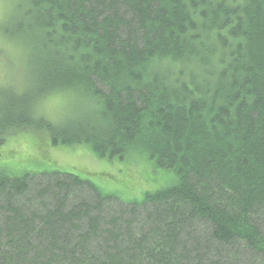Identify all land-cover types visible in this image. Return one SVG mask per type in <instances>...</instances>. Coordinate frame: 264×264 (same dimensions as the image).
Wrapping results in <instances>:
<instances>
[{
  "label": "trees",
  "instance_id": "obj_1",
  "mask_svg": "<svg viewBox=\"0 0 264 264\" xmlns=\"http://www.w3.org/2000/svg\"><path fill=\"white\" fill-rule=\"evenodd\" d=\"M24 4L30 83L0 89V144L139 154L177 181L127 201L0 167V264H264V0ZM57 95L80 107L54 122L38 106Z\"/></svg>",
  "mask_w": 264,
  "mask_h": 264
},
{
  "label": "rangeland",
  "instance_id": "obj_2",
  "mask_svg": "<svg viewBox=\"0 0 264 264\" xmlns=\"http://www.w3.org/2000/svg\"><path fill=\"white\" fill-rule=\"evenodd\" d=\"M24 3L25 0H0V89H16L30 83L24 45H17L9 38ZM79 107L80 102L76 98L57 95L38 106V112L59 122L75 114ZM144 157L135 154L123 161L104 159L86 147L76 150L53 147L47 136L27 132L0 144V161L3 160L0 167L13 174L52 170L73 173L92 181L104 192L127 201L140 200L144 192H155L177 181L172 170H155Z\"/></svg>",
  "mask_w": 264,
  "mask_h": 264
}]
</instances>
